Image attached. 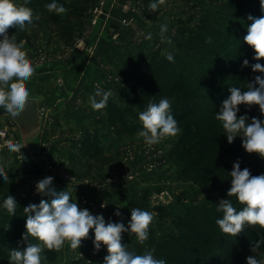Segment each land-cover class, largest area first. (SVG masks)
I'll return each mask as SVG.
<instances>
[{
	"label": "rangeland",
	"instance_id": "rangeland-1",
	"mask_svg": "<svg viewBox=\"0 0 264 264\" xmlns=\"http://www.w3.org/2000/svg\"><path fill=\"white\" fill-rule=\"evenodd\" d=\"M14 2L29 7L33 12L31 25L26 24L23 30L18 27L7 30L8 36L14 35L17 43L25 42L27 58L35 72H40L38 75L34 73L26 83L30 94H34L37 87L34 84L40 77L60 79V74L54 75V71H60L57 63L61 61L72 58L80 64L71 70L72 79L87 77L88 71L81 69V63L100 62L91 43L93 40H90L93 36H90H97L95 41H98L112 28L114 6H108L107 0H96L85 14V22L74 16L76 12L73 13L71 21L78 19L81 25L76 28L71 22L73 36L69 41L59 33L68 24L65 12H49L42 5V0ZM96 7H99L98 13L94 12ZM140 8V1L122 6L126 14L119 19V29L114 33L115 57L118 63H123L127 57L139 56H135L134 51L141 45L143 49L149 45L150 51L134 67H124L123 64L120 68H112L107 61L96 64L94 72L97 79L91 81L89 89L95 93L99 85L104 91L110 90L112 95L105 108H91L92 116L84 121H95L104 134L80 135L71 161L62 163L59 141L52 148L46 144L51 139L48 138L51 128L55 132L54 138L61 134L56 124L60 120L51 117L49 107L43 111L44 126L39 135L29 142L28 149L23 147L21 152H12L8 148L9 141L23 144L11 114L0 108V132L9 133L5 140L0 139V168L9 176L7 181L0 176V264H9L11 250L23 251L28 244L38 243L32 237L23 239L27 216L23 208L40 203L34 189L45 176L53 177L51 187L57 192H68L70 200L81 209H88L94 216L103 215L108 222L123 223L127 228L132 208L152 213L148 235L154 238L153 245H160L167 244L172 236L185 231L180 229L178 221L188 216L190 219L195 213L193 208L206 207L211 209L210 215L223 214L218 211V205L222 199H229L237 211L242 210L243 205L235 196L227 197L231 187L230 173L237 160L241 170L248 168L253 176L264 174V158L247 153L242 147V137H236L229 144L222 122L215 118L222 102L230 96V87L240 88L243 92L255 76H264V73L252 71L255 51L244 41L252 23L248 17H264L261 0H177L174 6L165 3L156 11L144 7L138 22L136 14ZM37 15L39 20L35 19ZM49 15L57 16L58 20L48 21ZM162 25H167L163 35ZM210 29L217 31L219 39L225 43L216 57L209 55L205 45L197 39L200 35H208ZM123 30L128 31L132 39L129 45L121 39ZM60 46H64L62 54ZM171 50L176 55L170 84L174 91L169 98L164 93L159 99H169L171 115L181 131L149 146L139 136L143 130L139 114L147 110L148 104L140 107L131 99L140 89L146 61L157 52L165 54ZM245 59L248 66H243ZM258 63L264 65V59ZM79 99L81 101L82 98ZM80 101L77 99L71 106L81 111L85 105ZM238 107L237 117L246 115L247 123L253 117L264 120L258 105L249 108L241 104ZM9 195L19 201L14 215L3 206ZM104 204L106 206L102 207ZM117 210L121 215H115ZM212 227L219 228L218 225ZM239 234L245 239L228 238L230 245L235 247H230V251L236 250L229 264H247L249 256L264 260V231L258 233L255 228L247 226ZM93 241L94 237L90 235L75 250L67 242L60 251L44 249L42 264H104L107 248L102 245L96 251ZM122 243L137 255L153 249L148 239L141 244L130 232L122 233ZM236 245L240 248L236 249ZM252 247H256L254 252ZM156 251L159 250L155 247Z\"/></svg>",
	"mask_w": 264,
	"mask_h": 264
},
{
	"label": "clouds",
	"instance_id": "clouds-1",
	"mask_svg": "<svg viewBox=\"0 0 264 264\" xmlns=\"http://www.w3.org/2000/svg\"><path fill=\"white\" fill-rule=\"evenodd\" d=\"M27 3V0H25ZM166 0H157L149 5L151 11H156L159 5ZM264 8V0H261ZM49 12L64 13L66 9L58 5L55 0L45 6ZM39 20V16H35ZM252 21L244 37L245 43L255 51L257 61L264 59V17H248ZM33 23V12L29 7L17 5L14 0H0V108H3L13 116L23 112L29 102V90L26 83L31 80L35 69L27 58L24 50L25 42L17 43L15 36L9 37L7 30L15 27L23 30L26 24ZM167 31V25L161 26V34ZM148 38H151L149 34ZM166 59L173 60L171 54ZM248 60L243 61V66H248ZM253 72L264 73V65L255 63L251 66ZM258 85V86H257ZM230 96L222 102L216 120L222 122L226 132L227 141L231 144L236 137H242V147L247 153H255L264 158V120L253 117L247 123L246 115L237 117L239 105L259 106V111L264 115V76H255L254 81L248 83L247 90L230 87ZM112 92L102 90L99 85L96 91L89 97V102L94 110H100L107 106ZM99 97V100H97ZM139 121L143 130L139 136L149 145H155L168 137L180 133L177 121L171 115V103L163 98L158 103L149 102L147 110L139 114ZM25 145L8 142V148L12 152H21ZM0 176L7 181L9 176L0 168ZM231 187L227 197L235 196L243 205L242 210L237 211L229 199H222L218 205V211H222L223 217L216 220V224L224 234L237 236L244 230V226L259 225L264 228V174L253 176L248 168L241 170L240 162L233 164L230 173ZM53 177H47L36 185L37 191L50 197V200L41 199L40 203L30 204L23 208L26 216V232L23 239L34 238L38 243L28 244L23 250L10 251L9 264H42V252L60 251L67 242L71 249L80 247L81 241L88 237L90 229L94 228V248L99 251L101 246L107 248L108 255L104 264H166L163 259L154 257L155 248L145 251L142 255L134 254L127 250L122 243V233L135 234L137 240L143 244L148 239L149 226L153 220V214L138 208H132L131 219L126 228L123 223H105L103 215L94 216L88 209H81L76 202L70 200V194L66 191L57 192L51 187ZM88 184V183H84ZM4 208L12 215L15 214L17 203L9 195L3 202ZM106 205H102L105 207ZM116 216L121 215L119 210ZM258 247V245L256 246ZM252 247V251L256 250ZM247 264H264V260H258L255 256L246 258Z\"/></svg>",
	"mask_w": 264,
	"mask_h": 264
},
{
	"label": "trees",
	"instance_id": "trees-1",
	"mask_svg": "<svg viewBox=\"0 0 264 264\" xmlns=\"http://www.w3.org/2000/svg\"><path fill=\"white\" fill-rule=\"evenodd\" d=\"M52 2L53 0H42V5L47 10L45 6ZM55 2L58 5H62L65 9H70L66 15L68 24L59 32L64 40L69 41L73 36L71 16L76 12L74 16L82 17L83 13L93 6V0H72L71 3H68L67 0H55ZM56 20H58L57 16L49 15L48 21L56 22ZM219 35L217 31L210 29L209 34L205 37L201 35L197 37V39L202 41V44L205 45L204 48L212 57L219 56L225 45L224 41L219 39ZM167 54L173 56L172 61L166 59ZM234 57L238 58V55L234 54ZM175 59V51L171 50L165 54L157 52L146 61L139 84L140 89L131 99L133 103L143 107L149 104L150 101L158 103L163 99V97L160 99L159 97L164 93L167 98L172 95L174 89L170 88V84L173 80L172 72ZM253 62L255 64L259 61L255 59ZM89 140L90 138H88ZM93 144L95 145V142ZM18 202L16 201L17 204ZM192 211L195 213L191 215L190 219H188V216L178 221L180 229L185 231H181L178 236H172L167 244L153 245L155 244L154 238L148 235V242L152 245L150 246L159 250L153 254L154 257L165 260L166 264H229L236 253V250L230 251V247L235 248L234 244L231 246L230 241L228 242V238L232 235L224 234L221 230H218L219 228L215 229L212 227L217 225L216 220L222 218L223 214L210 215L211 209L206 207L193 208ZM247 226L249 225L246 224L244 227ZM257 226L254 225L251 228L258 230V233L264 231V228L260 229ZM90 235L94 237V228L90 229L88 236ZM241 235L238 234L236 237L240 239ZM241 239L243 240L245 237ZM237 248L240 247L236 245Z\"/></svg>",
	"mask_w": 264,
	"mask_h": 264
},
{
	"label": "crops",
	"instance_id": "crops-1",
	"mask_svg": "<svg viewBox=\"0 0 264 264\" xmlns=\"http://www.w3.org/2000/svg\"><path fill=\"white\" fill-rule=\"evenodd\" d=\"M72 0H67L68 3H71ZM96 0H93V3ZM140 1V4L142 8L138 10V13L136 14L137 21H141V12L143 11L144 7L145 9L149 8V5L153 2H157V0H107L108 6L113 5L114 6V22L112 24V28L109 29L102 37L99 38L98 41H95L97 36L91 35L93 39H90L92 42V45L95 47V53L98 58H100V62L108 63L109 66L112 68H120L124 64V67L126 66H136L139 62V59L145 58V55H147L149 49L146 47V49H143V45L137 49V51H134V55L136 56L139 54V56L136 57H127L126 60L122 61L123 63H118L116 60V48L114 41V33H116L119 29V19L123 18L126 13L122 10V6H124L127 3H132ZM174 1V2H173ZM177 0H166L165 3H171V6H174L176 4ZM165 5V4H163ZM159 5V6H163ZM70 9H66L65 16L68 14ZM88 11V10H87ZM85 11L81 17L82 21L86 17ZM75 18V17H74ZM78 18V17H76ZM73 24L77 27H80L81 22L78 19H73L71 21ZM85 22V20H84ZM118 27V28H117ZM149 27V26H148ZM147 29V27L145 28ZM149 29V28H148ZM147 29V31H148ZM77 33V31H76ZM94 33V32H93ZM121 39L123 42H128V45L131 44L132 39L129 35V32L126 30H123L121 32ZM96 42V43H95ZM147 43V42H146ZM147 45V44H146ZM64 46H60V54L63 53ZM134 48L131 49L133 52ZM140 59V60H141ZM99 61V60H98ZM100 62H86L81 63V69L87 70L86 73L87 77H83L80 79H72L70 78V72L73 68L76 69V67L80 64H78L75 60L70 58L68 61H61L57 63L60 68V71H54V75H58L56 73L60 74V79L53 77V78H39L37 83L34 84V86H37L34 94H30L29 97H34L39 102L40 107V114L42 116V126H44V109L47 107L50 108V115L51 117H54L56 119H59L60 122H56L58 128H60V137H53L55 134L54 130L51 128L50 133H48V138L50 139L47 145H49L50 148L53 147L55 143L58 141L61 144L62 150L60 151V154L62 156L60 157L63 162L71 161L72 159V153L75 149V145H79L80 141V135H95V134H104L102 130L95 125V121L85 123V118H90L92 116L93 111H91V104L89 102V97L93 95V91L89 89V86L91 85V81L97 79L95 77L94 69L97 65H99ZM97 64V65H96ZM91 71V72H90ZM36 73V72H35ZM40 72H37L36 75H38ZM42 73V71H41ZM53 73V72H52ZM63 87V88H62ZM82 98L81 101L79 98ZM72 101H71V99ZM78 99V101L84 103L85 107L81 111L73 108L72 102L75 103V101ZM86 108V109H85ZM88 120V119H87ZM42 129V128H41ZM56 136V135H55ZM59 136V135H58ZM53 137V138H52ZM50 200V199H49Z\"/></svg>",
	"mask_w": 264,
	"mask_h": 264
},
{
	"label": "water",
	"instance_id": "water-1",
	"mask_svg": "<svg viewBox=\"0 0 264 264\" xmlns=\"http://www.w3.org/2000/svg\"><path fill=\"white\" fill-rule=\"evenodd\" d=\"M11 117L19 129L22 144L28 149L29 142L39 135L42 127V116L38 100L29 97L25 110L17 116L11 114Z\"/></svg>",
	"mask_w": 264,
	"mask_h": 264
},
{
	"label": "built area",
	"instance_id": "built-area-1",
	"mask_svg": "<svg viewBox=\"0 0 264 264\" xmlns=\"http://www.w3.org/2000/svg\"><path fill=\"white\" fill-rule=\"evenodd\" d=\"M102 6H103V4L100 6V9L102 8ZM92 10V9H91ZM99 7H96L95 9H94V12L95 13H98L99 11ZM127 20V19H126ZM125 20V22H127V21H129L130 19H128L127 21ZM132 20V19H131ZM8 131H5V132H0V139L1 140H5V138H7V136H8ZM21 143V142H20ZM4 149H6V148H4ZM1 155V154H0ZM45 176V175H44ZM47 177H49V176H45L44 177V179L45 178H47ZM37 185V184H36ZM34 195H35V197L36 196H38L40 199H46L48 196H46V195H43V194H41V193H39L38 191H37V188H36V186H35V189H34ZM104 220H105V223L107 224L108 223V221L104 218Z\"/></svg>",
	"mask_w": 264,
	"mask_h": 264
}]
</instances>
